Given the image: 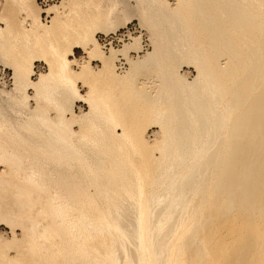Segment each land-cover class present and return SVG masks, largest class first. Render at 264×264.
Returning <instances> with one entry per match:
<instances>
[{
	"label": "bare ground",
	"instance_id": "6f19581e",
	"mask_svg": "<svg viewBox=\"0 0 264 264\" xmlns=\"http://www.w3.org/2000/svg\"><path fill=\"white\" fill-rule=\"evenodd\" d=\"M137 1H139V2H137L138 4L135 6L137 10H134V12L137 11V17L141 21H143V23H145V25L150 27V33L152 32L154 37H156L157 42L164 43L162 47H165V50L166 51L168 50V52H170L169 54L166 53V54H168V56L169 55L171 56V54L175 55V52L178 53L177 51H179V50L181 53L183 51H184V53L190 52V53H188L189 57H192L193 59H194L193 56L195 55L196 60L194 59V61L197 63V66H196L195 62L192 60V58H190V60H192L194 65L197 67L196 70L198 71V73L196 72L198 74V75H196V76H198L197 79L196 80L193 79V82L196 81V85H194V86H196L195 90H197L195 92L196 93L195 97L197 98V100H195V101L196 102L198 101V102H200V104H203V105L205 104V106H207L206 105L207 102H204V101H208L209 97H211L210 95H212V96L214 95V93L210 94V93H212V91L210 89L211 88L214 89V87H212V86H216L217 88L219 87L218 88L219 94H217V95L215 94L216 100L214 99V96H213V98L211 97L210 100L214 99L215 102L217 100L218 101L219 100H221V101H227L228 100V103L227 102H224V103L230 105V107L233 106V109H237L236 111H238L236 116L233 118V121H231L232 125H233V127H232L233 130H232L231 136L229 135L230 137H228V138H230L229 150L230 149H233V150H231L228 153L227 157L225 158L224 167L221 171V174L217 177L216 182H214V184L215 183L216 184H215V190H214L215 192L213 191L215 193L214 198H213V202H211V204L207 203L208 205H206V203L204 204L207 206V207L206 206L204 207L205 208L204 212L206 213V215L205 216L202 215V216H204L203 218L205 220H207V219H209V220L211 219V220L208 224L203 226L202 229H200L199 233L196 232L197 235L195 233L196 230L194 231V234L189 233L188 230L185 228L186 224L184 222H180L179 224H177V226L176 225L174 226V224H173V227H170L166 230L167 235L164 236L165 237L164 240L162 239L163 241L161 242V244L165 245V248H166L163 251L161 249V246H159V245L153 246L152 245L153 242L150 243L148 241V238H147V236H148V234H147V228H148L147 219H149L148 218L149 211L147 212L148 208H146V207H149V206L146 205V199H148V198H146V194H148V195L150 194L149 192L151 190L149 191L148 189L151 188L153 179L158 178L160 167L158 165L159 162L157 163V159H159V158H153L151 156L152 154H147V152H145L146 146L144 145L145 144L144 142H146V141H144L145 139H143V134H142L143 131L141 132V130L139 128V124L137 122L134 124H127V120L129 121L131 119H127L125 117L124 109L122 107H120L121 105L119 106V104L117 102H115V100L112 101V99L110 98V95L108 94L110 92L107 93L108 89L105 91L103 90V92L99 91V94L96 93L97 91L95 89V79H96V74H98V73L101 76H106L105 78H110L111 82L116 81V84L119 83L117 81V79L114 80L115 77L112 74L113 68H111V66H110V64H111L110 59L115 58V55H116L115 51L116 50L110 51L111 53H110V55H108L109 57H107L109 59H107L106 57H105L106 59H104V57L101 56V53L98 50V46H97L98 42L95 39L94 33H93V31H94V29H96L98 23H100V20L110 19L113 10H115L117 8V6H119V1L118 0H61L59 4H52V5H50L49 8H47L46 11L50 14V16L51 15L52 16H51L50 24H45L40 19L41 18L40 17L41 8H40V6H38V3L36 0H3V5L1 8V12H0L1 24H3V26H0V59L7 60L9 55L10 56L12 55V57H11L12 60L9 57L10 62H8V64L10 66H12L13 78H14L12 89L9 90V92L8 91L6 92L7 97H8V98L6 97V100H14V99L17 100L16 97L20 96L24 100V101H22V99L19 97L21 100L20 101L21 106H23V104H24L25 106H23V107L28 108L27 104H26V99L24 98V97H26V96H24V92H25L24 90H25L26 86L30 85V86L34 87L39 94L40 90L37 89L39 86L44 87L41 85H43L44 83L46 85V82H48L49 79H53L54 81L56 80L55 82L58 83V86L61 89H64V90L70 92L71 95H73L75 97V99H77L79 101H84L89 106V110H88L89 112H86L85 115H83L81 117H79V116L77 117V115L74 114L72 108L68 107L69 112H70L69 118L66 119L65 117H63V116L60 117V115H59L58 118L56 117L58 119V121H56V122L61 121L60 122L61 125H64V123L70 124V123L75 122V121H78L81 123H83V121H84L86 123V122H88V120L93 118L92 116H94L95 113H100V115L102 117V122H103V120L108 121L112 125V129H111L112 131L110 130V132H111L110 135L112 136V139H113L112 141L115 142V139H117V141H120L122 139V141H120V143H114L113 142V144H110L108 142L110 145L105 144L107 142L104 143V141H103L104 144H101V146L97 147V149H95V150L91 149L92 151L95 152V155L99 153L101 155V157H103L105 160L102 164L101 163L99 164V162H97V163H93L92 165L85 166V169H86L85 172L86 173L83 172V177H86L85 178L86 183L84 181L85 186L87 184H91V185H93V187L95 189H97L96 190L97 192H95L93 189V191L95 193L94 198H93L94 195H92L91 193H90L91 194L90 195L87 192V195L85 196L86 198L84 197V201H85L84 203H86V204H83V206L81 205L82 203L80 204V208L82 206L81 209H83L84 212L79 213L78 216L80 217V219L82 217L83 218L85 217V219H86L85 223L88 224L89 226L86 225L85 227H83V225L81 223L79 225L75 226V224L69 225V223H68V225L60 227V225H58V224H59V222H61L60 220L63 219L62 217H66L67 215L68 216L69 215L73 216V215H71V213L69 214V212H68V214H66L67 211L58 210V207L53 204L54 205L53 207L55 209H53V212L50 213V216H51L50 218L53 219V225H51L54 227V229L51 228L53 230V232H50L51 235L49 236L48 232L52 231V230L48 229L49 231L48 232L46 231L47 232V233L45 232L46 234L40 235L41 238H42V236L44 237V238H42L43 240L45 238H47L46 240H48V238L52 239L51 243L53 242V250L50 253H46V255L44 256L45 258H42V257L40 258V256H37V260H36V258L34 257L35 260L30 261L29 264H67L66 259L65 260L63 259L65 262H62V260H61L62 263H60V262L58 263L57 259L62 257V256L63 257H66L68 255L71 256L72 254H74V257L77 256V257H75L78 260L76 262V264H116L115 261H117V260H115L114 257L111 256V255H113L112 250L117 251L115 253V255L117 253H119L120 251H122V247L120 245V242H118L116 240L117 238H114L112 236L113 233L116 232L117 229H119V231L123 230L122 233L125 232V235L127 233V234H129L130 237H132L133 246L137 250V252H135L136 254L139 252V250L141 251V253H138L135 256L134 255L135 253H133L135 251L134 250L135 248H133L132 246L129 248L130 252L129 251L128 252L129 253L132 252V254H130V255L136 264L137 263L138 264H264V15L259 13V12H262L260 10H258L259 12L257 11L258 13L256 12L257 9H261V10L264 9V0H254V1L252 0V2H254L253 4L250 3L251 0H247L248 2H245L244 5H246L247 3L248 4L250 3L249 7L252 6L253 9L260 6V8L259 7L256 8L255 11L253 9H250L248 6L242 5L243 6L242 7L241 5H238L240 2L241 3H242V1L244 2V0H241V1L239 0L238 4H236V2H238L236 0H234L235 2H233L232 0H176V6L174 5V7L172 9H171V6L169 5V3H166L165 1H161V0H154L155 2L150 1L153 4L146 5V6L144 5V3H142L143 0H137ZM257 3L260 5H258V6L255 5ZM135 7H133V8H135ZM163 7H164V9L162 10ZM248 9H250V11ZM164 10H166V12H163ZM246 10H248V11H246ZM251 10L254 11V13L255 12L256 13L255 14L251 13ZM46 11H44V12H46ZM247 12H250V13L248 14ZM177 18H178V20H177ZM177 21H179V22H177ZM187 25H190L191 27H187ZM54 27L61 29V31H64L63 32L64 34L62 35V39H60L61 40L60 42L55 41V38L53 37ZM176 30H177V32H176ZM178 31L180 32V34H178V36H180V37H177L176 33H178ZM132 41L134 43H138L139 39H137V37H135V38H133ZM154 41H155V39H154ZM248 42L249 43L251 42L250 43L251 45L247 44ZM252 44L254 45L252 48H247L248 46L251 47ZM2 45H4L3 48H5V47L6 48L2 49ZM76 47L82 48L83 51L89 55V56L87 55V57H89V58H92V57L99 58V61L102 62V64H101L102 68H100L98 73H96L92 69V67L90 66L88 61H87V63L82 65V67L79 71H76V72L73 71V69L71 68V63L74 62V59H70V56L73 53V49ZM29 48H31V50L33 49L32 51H35L37 53V55H35V56L43 58L44 61H46L47 65L49 66V71L46 74L41 75L39 77V79L35 82L29 78V75L32 73V69H31L32 68V58L27 57L26 53H25V52H27V50H30ZM24 50H26V51H24ZM31 50H30V52H32ZM121 51H120V53H121ZM126 51H127V49H126ZM126 51H125V53H126ZM162 51H164V50H162ZM116 53L118 54V52H116ZM163 53L165 54V52H163ZM193 53H194V55H193ZM124 54H123V56H124ZM182 54H180V55H182ZM186 54H185V56L188 58V55H186ZM32 57H34V56H32ZM124 57H125V59H127L126 58L127 56H124ZM151 57L153 58V56H151ZM171 57H173V56H171ZM180 57L182 58V56H180ZM148 58H149V60L151 59L150 56ZM166 58H167V56H166ZM221 58L224 60V61L222 60V62H224V63H221V60H220ZM108 60H110V61H108ZM127 60H129V59H127ZM147 60H145V61H147ZM172 60H174V59H172ZM171 63H173V62H171ZM135 64H137V62ZM160 66H161V64H160ZM166 73H167V71H166ZM130 74H132V73H130ZM176 75H175V77H176ZM79 79L83 80L88 85V87H89L88 88L89 89L88 94L83 95L78 91V88L76 86V82ZM53 80H52V82H53ZM130 82H131V80H130ZM182 82H184V81H182ZM121 83H122V81H121ZM47 84H49V83H47ZM114 84H115V82H114ZM176 85H177V83H176ZM46 86H48V85H46ZM180 86H181V83H180ZM186 87H187V85H186ZM167 88H169V87H167ZM133 89H134V87H133ZM44 90H45V87H44ZM48 90H49V88H48ZM162 92H163V90H162ZM182 92H183V90H182ZM159 93H160V91H159ZM175 93H177V92H175ZM59 94H61V92ZM44 96H45V94H44ZM150 96H152V95H150ZM61 100H63V99H61ZM161 101H162V99H161ZM175 101L176 100H174V102ZM63 102H65V101H63ZM174 102H173V104H174ZM175 104H176V102H175ZM200 104H199V110H200V106H201ZM211 104H213V102H211ZM101 105H102V107H101ZM127 105L128 104H126V106ZM155 105L158 106L157 103ZM171 105H170V107H172ZM224 106H226V105H224ZM168 107H169V105H168ZM197 107H198V105H197ZM162 108H163V105H162ZM136 110H137V112L140 111V109H139V111H138V109H136ZM152 110H153V108H152ZM189 111H190V109H189ZM141 112H144V111H141ZM194 112H195V110H194ZM196 112H197V110H196ZM174 113H175V111H174ZM178 113H180V111ZM166 114H168V113H166ZM145 115H146V113H145ZM187 115H189V114H187ZM197 115L198 114H196V116ZM228 115H229V113H228ZM1 116L2 115H0V117ZM129 116H131V115H129ZM137 116L139 118V115H137ZM203 116H204V114H203ZM225 116H227V115H225ZM7 118L5 119L7 121H5L3 118H2L3 121L0 120V138L5 136V135L12 134L14 124L9 122ZM48 118L49 117H47L46 120H49ZM231 119H232V117H231ZM155 122H156V124H159L158 126H160L161 130L164 129L161 125L160 120L155 119ZM53 123H54V121H53ZM81 123H79V124H81ZM152 124H154V123H152ZM227 124H226V126H227ZM91 127H92V125H91ZM109 127H111V126H109ZM115 128L120 129L121 131L118 133L117 130H115ZM218 128H220V127H218ZM56 131H58V130H56ZM205 133H204V135H205ZM48 134H49V136H53L52 132L51 133L49 132ZM65 134H67L66 136H70L71 138H74L75 136L78 135V134L75 135L76 133H74V131H69ZM96 134H97V132H96ZM168 134H169V132H168ZM17 136L22 137L21 134H18ZM80 136L81 135L79 134L77 137H80ZM83 136L85 137V135H83ZM219 136H220V134H219ZM225 136H226V134H225ZM11 137L12 136H10V139H11ZM90 137H91L90 143L91 144L95 143L94 135L90 136ZM165 137H168V135H166ZM217 137H218V135H217ZM118 138H121V139L118 140ZM220 139L221 138H219V140ZM72 141L71 142L69 141V142L72 143ZM161 141H163V140H161ZM197 141L199 142L200 140H197ZM202 141H204V140H202ZM32 142H30V143L32 144ZM43 143H45V142H43ZM0 144H2V143H0ZM9 144H11V142ZM34 144H37V143L34 142ZM53 144H54V141H53ZM221 144H219V145H221ZM98 145H100V144H98ZM51 146H52V144H50L49 147H51ZM56 146H58V145H56ZM74 146H76V145L74 144ZM149 146H151V142H150ZM210 146L212 147L213 145L211 144ZM231 146H232V148H231ZM67 147L68 146H66V148ZM53 148H54V146H53ZM150 148H149V150H150ZM164 148H166V147H164ZM41 149H42V147H41ZM170 150L173 151L172 149H170ZM170 150H168V151H170ZM92 151H91V154H93ZM7 152L5 151V153H7ZM71 153H73V152H71ZM207 153H209V152H207ZM53 154H55V153H53ZM89 154H90V152L88 153V155ZM74 155H75V153L73 154V156ZM202 155H204V154H202ZM202 155H200V156H202ZM84 156H86V155H83V157ZM214 156H215V154H214ZM96 157H97V155H96ZM101 157L99 158V156H98L97 158L101 159ZM176 157H179V156L177 155ZM196 157H195V159H196ZM15 158H16V156H15ZM25 158H26V156H25ZM56 158H58V157H56ZM93 158L94 157H92V160L96 161L95 158L94 159ZM87 159H88V157H87ZM21 160H22V158H21ZM74 160H76V159H74ZM78 160H79V157H78ZM85 160H86V157H85ZM92 160H91V162H92ZM88 161L89 160H87V162ZM102 161H103V159H102ZM75 163H77V160ZM185 163H187V162H185ZM81 164H83V163H81ZM97 164L99 166H97ZM212 164H214V163H212ZM215 164H216V162H215ZM171 165H173V164H171ZM202 165H204V164H202ZM187 166H189V165H187ZM98 167H99V169H98ZM213 167H215V166H213ZM185 168H187V167L185 166ZM42 170H43V167H42ZM60 170H62V169H60ZM82 170H80V171H82ZM161 170H162V168H161ZM176 170L180 171L181 169L180 170L176 169ZM217 170L220 171L221 169L218 167ZM99 171H100V175L98 174V176H101V178H102L101 180H98V178H96V175H95L96 174L95 172H99ZM185 172H187V171H185ZM205 172H206V170H205ZM81 173H80V175L75 174V176L76 175L82 176ZM46 174H47V172H46ZM165 174H163V175L165 176ZM60 175H62V174H60ZM177 175H178V173H177ZM180 175H181V173H180ZM64 177L67 178L66 175ZM64 177H61L60 180L62 178L65 179ZM39 179H40V177H39ZM166 179H167V177H166ZM65 180H63V181H65ZM76 181L79 182L80 179L75 180V181L73 180L72 183L75 184ZM154 181H155V179H154ZM160 181L163 182V180H160ZM160 181H159V183H160ZM210 182H211V180H210ZM51 183H53V182H51ZM73 184H71V185H73ZM76 184L80 185L81 183H76ZM199 185H200V183H199ZM67 186H68V183H67ZM82 186H83V183H82ZM124 186H125V188L127 187L126 189H129V191L126 190L127 193L130 192L133 194L132 198L130 196L131 194L126 196L127 194H126V191L124 190L125 189ZM148 186H150V188H148ZM205 186H207V185H205ZM68 187H70V186H68ZM159 188H157V190ZM65 189H69V188H65ZM87 189H86V191H88ZM114 189H116V190H114ZM118 189L121 191H119ZM117 190H118V192L123 191L124 196L128 197V199L130 197L131 200L134 201L133 198H135L134 202H136L135 203V210L136 211L134 210L135 211V215L133 217L134 222H131V223L125 222L123 224L122 223L117 224V223L112 221L113 220V217L111 216L112 214L109 215L110 212H107L108 209L105 207L107 201L103 202L102 200L104 198L106 200L108 198H112V200H113V197H111L112 196L111 194H113V193L115 194V192ZM146 191L147 192L149 191V192L147 193ZM153 191H155V190H153ZM170 191H171V189H170ZM63 192H65V190ZM152 193L154 194V192H152ZM109 194H110V196H108ZM195 194H198V193H195ZM102 195L104 197H102ZM107 196H108V198H106ZM122 196L120 198L118 196V199L119 200L122 199ZM150 196H152V194ZM164 196H165V194H164ZM50 197H51V195H50ZM98 197L100 198V201H99ZM78 198H80V197H78ZM150 198L151 197H149V199ZM158 198H159V196H158ZM96 199H97V201H96ZM118 199L116 198L115 200H118ZM57 200H59V199H57ZM82 200H83V198H82ZM110 200L111 199H109L107 205H110L109 204ZM112 200H111V203H112ZM133 201H132V204H133ZM97 202L99 204H97ZM101 203L102 204L105 203V204L101 205ZM197 203L199 204V202H197ZM202 203L203 202H201V204ZM191 205H192V203H191ZM104 207L106 209L107 215H105L106 213L103 211V210H105ZM127 207H129V206H127ZM213 207L217 208L216 214L211 213V209ZM64 208H63V210H64ZM202 210H203V208H202ZM202 210H200V211H202ZM129 211H130V209H129ZM198 211H199V209H198ZM115 212H116V210H115ZM190 212H191V210H190ZM167 213H168V210H167ZM114 214H116V213H114ZM115 216L117 217V215H115ZM220 216H221V219L219 218ZM165 219H166V216H165ZM187 220H188V218H187ZM209 220H207V222ZM167 221H169V220H167ZM67 222H69V221H67ZM163 224H164V222L161 223V225H163ZM159 225H160V222H159ZM159 225H158V227H159ZM164 226L166 228V225H164ZM59 227L61 229H63V236L64 237L61 236V238H62L61 240H64V241L58 244L57 243L58 241L55 238L58 237L57 234L59 235V233H57ZM188 227H190V226H188ZM40 228L42 229V227H40ZM150 228H152V227H150ZM161 228H160V230H162ZM165 228H163V230ZM184 229L188 233H186ZM44 230H42V231L44 232ZM122 233L119 232L118 235L121 234L123 236ZM159 233H161V231H159ZM60 234H62V233H60ZM114 235H116V234H114ZM34 236H35V234L32 237H34ZM33 239H35V237ZM33 239H32V241L30 239L31 242L28 241L29 250H31V251H33V249L38 247L37 241H35ZM54 241L56 243H54ZM163 242H165V243H163ZM48 243H49V241H47V244ZM154 243H156V241ZM51 246H52V244H51ZM143 249H146V250L148 249L149 251L145 254L146 250H143ZM30 253L33 254V252H30ZM34 254H36V253H34ZM117 255H119L121 257L120 254H117ZM29 257H30L29 259H31L32 256L29 255ZM108 257H110V258L108 259ZM69 259H71V257ZM20 262H21V260H20ZM72 263H74V262H72ZM20 264H23V263L21 262ZM68 264H69V262H68ZM132 264H134V263H132Z\"/></svg>",
	"mask_w": 264,
	"mask_h": 264
},
{
	"label": "rangeland",
	"instance_id": "374dc122",
	"mask_svg": "<svg viewBox=\"0 0 264 264\" xmlns=\"http://www.w3.org/2000/svg\"><path fill=\"white\" fill-rule=\"evenodd\" d=\"M60 1L61 0H56V1H51V2L49 1V2H46V4H47L46 6L40 7L41 8V13H40L41 18L40 19L42 20L43 23L50 24V20H51L52 15L50 16V14L46 10H47V8L50 7V5L59 4ZM118 1H119V6H117V8L115 9L116 11L113 10L110 19H107V20L102 19L103 21L100 20V23H98V25H97L96 29H94L93 33H94L95 39L98 42V43L96 42L98 44L97 45L98 50L100 51L101 56L104 57V59L109 57L108 55H110V53H111L110 51L116 50L115 51V54H116L115 58L110 59L111 61L110 60H108V61H110V63L112 64V65L110 64V66H111V68H113L112 74L115 77L114 80L117 79V81L120 84L119 83L116 84V81L113 80L115 82V84H114V82H111L110 78H105L106 76H101L98 73L100 68H102V65H101L102 62L99 61V58L87 57L88 54L85 53L83 51V49L79 48V47L74 48L73 53L70 56V59H74V62L71 63V68L75 72L79 71L81 69L82 65H84L88 61V63L92 67V69L96 73H98V74H96V79H95V89L97 91L96 93L99 94V91L103 92V90L105 91L108 89L107 93L110 92L108 94L110 95V98L112 99V101L115 100V102H117L119 104V106L121 105L120 107H122L124 109L125 117L127 119H131L129 121L127 120V124H134L136 122L139 124V128H140L141 132L143 131L142 132L143 139H145L144 141H146V142H144L145 143L144 145L146 146L145 152H147V154H152L151 156L153 158H159V159H157V163L159 162L158 165L160 167L158 178L157 179L154 178L155 181L153 179L151 188H150V186H148V188H150L148 190L149 191L151 190L152 192H154V194L151 191L150 192L148 191L150 193L149 195L146 194V198H148V199H146V205L149 206V207H146V208H148L147 212L149 211V215H148L149 219H147V225H148V228H147L148 236H147V238H148V241L150 243L153 242L152 243L153 246H156V245L161 246V249L163 251L166 248H165V245L161 244V242L164 240V238H165L164 236L167 235L166 230L170 227H173V224H174V226L175 225L177 226V224H179L180 222H184L186 224L185 228L188 230V232L191 234H194L195 230H196L195 233L196 232L199 233L200 229H202L203 226H205L206 224H208L210 222L211 219L210 220L207 219V220H209L207 222V220H205L203 218L206 215V213L204 212V210H205L204 207L206 205H208L207 203L211 204V202H213V198L215 195L214 190H215V184H216V183L214 184V182H216L217 177L221 174V171L224 167L225 158L227 157L228 153L231 150H233V149L229 150L230 138H228V137L231 136L232 130H233V128H232L233 125H232L231 121H233V118L236 116L238 111H236L237 109H233V106L230 107V105L224 103V102L228 103V100L227 101H221V100L218 101L217 100L216 102L214 101V99L216 100V95L219 94V89H218L219 87L217 88L216 86H212V87H214L215 90L210 87L211 88L210 90L212 91V93H210V94L214 93V95H213L214 99L210 100L211 97L213 98V96L210 95L211 97H209L208 101L213 102V104H211V102L209 103L208 101H204V102H207L206 103L207 106H205V104L203 105V104H200V102H198V101L196 102L195 100H197V98L195 97V94H196L195 92L197 90H195L196 86H194V85H196L195 80L198 77V76H196V75H198L197 74L198 71L196 70L197 69V67H196L197 63L194 61V59L196 58L194 53H193L194 59L192 57H189L188 53H190V52H186L187 53L186 54L183 51L182 52L183 54H182L180 52V50L177 51L178 53L175 52V55L171 54V56H173V57H171L170 55L168 56V54L170 52H168V50L166 51L165 47H162L164 43L157 42L156 37H154L152 32L150 33V27L145 25V23H143V21H141L137 17V11L134 12V10H137L135 6L138 4L137 2H139V1H137V0H118ZM150 1L153 2L154 0H143L142 3H144L145 6L153 4ZM161 1H165L166 3H169V5L171 6V9L174 7V5L176 6V0H161ZM232 1L235 2L234 0H232ZM236 1H238V2H236V4H238L239 0H236ZM245 2H248V1L244 0V2L242 1V3L240 2L241 4L239 3L238 5L242 6L245 4ZM250 3L253 4L254 2H252V0H251ZM250 3L249 4L247 3L248 5L246 4L244 6L249 7ZM2 5H3V0H0V12H1ZM255 5L258 6L260 4L257 3ZM38 6H40L39 3H38ZM133 7H135V8H133ZM258 7L260 8V6H258ZM258 7H256V8H258ZM249 8L253 9L252 6H250ZM163 9H164V7L162 8V10ZM250 9H248V10L250 11ZM255 9H253V10L255 11ZM43 10L46 11V13L42 12ZM248 10H246V11H248ZM258 10H260L262 12H259ZM254 11L251 10V13H254ZM257 11L259 13H261L262 15H264V13H263L264 9L263 10L257 9L256 12ZM163 12H166V10H164ZM247 13L249 14L250 12H247ZM177 20H178V18H177ZM179 21H177V22H179ZM0 26H3V24H1V19H0ZM187 27H191V26L187 25ZM63 32L64 31H61V29L54 27L53 37L55 38V41H57V42L61 41L60 39H62V35L64 34ZM176 32H177V30H176ZM113 33L115 34V37H118V38L123 37V39L120 41H117V43H114L113 46L110 47V45L108 44L107 35L113 34ZM176 34H177V37H180V36H178V34H180L179 31ZM135 37H137V39H139L138 43H134L132 41L133 38H135ZM154 39H155V41H154ZM250 43L248 42L247 44L251 45ZM3 46L4 45H2V49H5L6 47L3 48ZM253 46L254 45L252 44L251 47L248 46L247 48H252ZM29 49L31 50V48H29ZM123 49L125 51L127 49L126 53ZM30 50H27L28 53L27 52H25V53H26L27 57L32 58V68H31L32 73L29 75V78L35 82L39 79V77L41 75H44L49 71V66L47 65V62L44 61L43 58L35 56V55H37V53L35 51H32L33 49L31 50L32 52H30ZM119 50L120 51L122 50L125 54L122 51L120 53ZM162 50H164V51H162ZM24 51H26V50H24ZM116 52H118V54ZM163 52H165V54ZM122 53L124 54V56H127L126 58L129 60L125 59V57L123 56ZM166 53H168V54H166ZM179 53L182 55H180ZM185 54L188 55L189 59L185 56ZM32 56H34V57H32ZM149 56L151 58L150 60L148 58ZM151 56H153V58ZM166 56H167V58H166ZM180 56H182V58ZM9 57L12 60V58H11L12 55L11 56L9 55ZM9 57L7 58V60L0 59V68H4L5 72L7 73L6 85L0 86V115H2L1 117L4 120L8 117L7 118L8 121L14 124L12 134L5 135V136L1 137L2 139L0 138V140H1L0 143H2V144H0L1 145L0 146V148H1L0 149V153H1L0 154V264H20L21 262L23 264H29V262L35 260V258L37 260V256H40V258L41 257L45 258L44 256L46 255V253H50L53 250V242L51 243L52 239L48 238V240H46L47 238H45L43 240L42 238H44V237L42 236V238H41L40 235L46 234L51 228L54 229V227L51 226V225H53V219L50 218L51 217L50 213H52L53 209H55L53 207L54 205L58 207V210L67 211L66 214H68V212H69V214L71 213V215H73V216L67 215L66 216L67 218L62 217L63 219L60 220L61 222H59V224H58V225H60V227L68 225V223H69V225L75 224V226L79 225L80 223L83 225V227H85L86 225L89 226L88 224L85 223V221H86L85 217L84 218L82 217L81 218L82 220H81L80 217L78 216V214L84 212V210L81 208H82L83 204H86V203H84L85 202L84 197L87 195V192H88V194L91 193L92 195H94L95 194L94 191L97 192L96 191L97 189H95L93 187V185H91V184H87L88 186L87 185L85 186L84 181L86 180L85 179L86 177H83V172L86 173L85 172V170H86L85 166L92 165L93 163H97V162H99V164L100 163L102 164L105 160L103 157H101V155L99 153L96 155H97V157L99 156V158L101 157V159L97 158L95 155V152L92 150L97 149V147L101 146V144H104L105 142H107L105 144L110 145V144H113L114 141H112L113 139H112V136L110 135L111 134L110 130L112 129V125L108 121L103 120V122H102V117H101L100 113H95L94 116H92L93 118L88 120V122H86V123L83 121L84 124L81 122L75 121V120H74L75 122H72L70 124L64 123V125L60 124L61 121L56 122V121H58L57 118L59 117V115H60V117L63 116L66 119L69 118V116H70L69 108L70 107L72 108L74 114L77 115V117L78 116L81 117V116L85 115L86 112H89L88 111L89 106L87 103H85L84 101H79V100L75 99V97L73 95H71L70 92H68L64 89H61L58 86V83L55 82L56 80L54 81L53 79H49V81L46 82V85H48L49 87L46 86L45 83L43 85H41V86L45 87V90H44V87L39 86L40 88L38 87L37 89L42 92L41 93L39 91V94L34 87H32L30 85L26 86V88L24 90L25 91L24 96H26V97H24V98L26 99V104H27L28 108L23 107V106H25L23 103H22L23 106H21V104H20V101H21L20 98L21 97L20 96H19L20 98L16 97L17 100H15V99L14 100H6V97H7L6 92L7 91L9 92V90L12 89L13 82H14L13 69H12V66H10L8 64V62H10ZM171 58L174 60H172ZM190 58H192V60L196 64V66L194 65L193 61L190 60ZM107 59H109V58H107ZM134 60L137 62V64H135L136 62ZM145 60H147L148 62ZM220 60H221V63H224V62H222V60H223L222 58ZM171 62H173V63H171ZM160 64H161V66H160ZM174 65L175 66L177 65V66L175 67ZM166 71L168 74L166 73ZM130 73H132V74H130ZM175 75H176V77H175ZM193 79H195L194 80L195 82H193ZM52 80H53V82H52ZM130 80H131V82H130ZM121 81H122V83H121ZM182 81H184V82H182ZM47 83H49V84H47ZM176 83H177V85H176ZM180 83H181V86H180ZM186 85H187V87H186ZM76 86L78 88V91L81 94H83V95L88 94V90H89L88 88L89 87L83 80H81V79L77 80ZM133 87H134V89H133ZM167 87H169V88H167ZM48 88H49V90H48ZM158 90L160 91V93ZM162 90H163V92L164 91L165 92L163 93ZM182 90H183V92H182ZM60 92H61V94H59ZM175 92H177V93H175ZM44 94H45V96H44ZM150 95H152V96H150ZM61 99H63V100H61ZM161 99H162V101H161ZM174 100H176L175 101L176 104H175ZM22 101H24V100L22 99ZM63 101H65V102H63ZM155 102L157 103L158 106L155 105L156 104ZM173 102H174V104H173ZM126 104H128V105L126 106ZM199 104L201 105L200 110H199ZM162 105H163V108H162ZM168 105H169V107H168ZM170 105L172 107H170ZM197 105H198V107H197ZM224 105H226V106H224ZM101 107H102V105H101ZM166 107L168 109L169 108L170 109L168 110ZM152 108H153V110H152ZM136 109H138V111L140 109V111L137 112ZM189 109H190V111H189ZM194 110H195V112H194ZM196 110H197V112H196ZM141 111H144V112L146 111L145 112L146 115L144 112H141ZM174 111H175V113H174ZM177 111L178 112L180 111V113H178ZM166 113H168V114H166ZM202 113L204 114V116ZM228 113H229V115H228ZM187 114H189V115H187ZM196 114H198V115L196 116ZM129 115H131V116H129ZM137 115H139V118ZM225 115H227V116H225ZM1 117H0V120L3 121V119ZM47 117H49L48 118L49 120H46ZM231 117H232V119H231ZM155 119L160 120L161 125L164 128L163 130L160 129V126H158L159 124H156ZM5 121H7V120H5ZM53 121H54V123H53ZM79 123H81V124H79ZM152 123H154V124H152ZM226 124H227V126H226ZM91 125H92V127H91ZM109 126H111V127H109ZM218 127H220V128H218ZM56 130H58V131H56ZM115 130H117L118 133L121 131L120 129H116V128H115ZM69 131H74V133H76L75 135L80 134L81 136L77 137L78 136L77 135L74 138H71L70 136H66L67 134H65V133H67ZM49 132L50 133L52 132L53 136H49V134H48ZM96 132H97V134H96ZM168 132H169V134H168ZM204 133L206 136L204 135ZM18 134H21L22 137L17 136ZM219 134H220V136H219ZM225 134H226V136H225ZM83 135H85V137ZM93 135L95 137V143L91 144L90 143V139H91L90 136H93ZM166 135H168V137H165ZM217 135H218V137H217ZM10 136H12L11 139H10ZM219 138H221V139L219 140ZM120 139L121 138H118V140H120ZM161 140H163V141H161ZM197 140H200V141L198 142ZM202 140H204V141H202ZM53 141H54V144H53ZM69 141L70 142L72 141V143H70ZM103 141H104V143H103ZM120 141H122V139ZM120 141H117V139H115L114 143H120ZM10 142H11V144H9ZM30 142H32V144ZM34 142L37 143L38 145L34 144ZM43 142H45V143H43ZM150 142H151V146H149ZM73 143L76 146H74ZM50 144H52L51 147H49ZM98 144H100V145H98ZM211 144L213 145L212 147L210 146ZM219 144H221V145H219ZM56 145H58V146H56ZM53 146H54V148H53ZM66 146H68L69 148L68 147L66 148ZM41 147H42V149H41ZM164 147H166V148H164ZM149 148H150V150H149ZM169 148L172 149L173 151H171ZM231 148H232V146H231ZM4 150L6 152L7 151L8 152L5 153ZM168 150H170L171 152ZM91 151L93 154H91ZM71 152H73V153H71ZM89 152H90V154L88 155ZM207 152H209V153H207ZM53 153H55V154H53ZM74 153H75V155L73 156ZM82 154L86 155V156L83 157ZM202 154H204V155H202ZM214 154L216 157L214 156ZM177 155L179 157H176ZM200 155H202L203 157ZM15 156H16V158H15ZM25 156H26V158H25ZM56 157H58V158H56ZM78 157H79V160H78ZM85 157H86V160H85ZM87 157H88V159H87ZM92 157H94L96 161L92 160ZM195 157H196V159H195ZM21 158H22V160H21ZM74 159L77 160L78 164L75 163L76 160H74ZM102 159H103V161H102ZM87 160H89V161L87 162ZM91 160H92V162H91ZM185 162H187V163H185ZM215 162H216V164H215ZM81 163H83V164H81ZM212 163H214V164H212ZM171 164H173V165H171ZM202 164H204V165H202ZM187 165H189V166H187ZM97 166H99V165L97 164ZM185 166L187 168H185ZM213 166H215V167H213ZM42 167H43V170H42ZM218 167L221 169L220 171L217 170ZM161 168H162V170H161ZM60 169H62V170H60ZM98 169H99V167H98ZM176 169H179V170L181 169V170L178 171ZM80 170H82V171H80ZM205 170H206V172H205ZM185 171H187V172H185ZM46 172H47V174H46ZM59 173L62 174L63 176L60 175ZM63 173L67 176V178L64 177L65 175ZM80 173L82 176H77V175H80ZM95 173H96L95 174L96 178H98V180H101L102 179L101 176H98V174L100 175V171L95 172ZM177 173H178V175H177ZM180 173H181V175H180ZM75 174H77V175L75 176ZM163 174H165L167 179ZM39 177H40V179H39ZM61 177H64L66 180L63 178L60 180ZM78 179H80L79 182L76 181L75 184L72 183L73 180L75 181ZM63 180H65L66 182ZM158 180L159 181L163 180V182L160 181V183H159ZM210 180H211V182H210ZM51 182H53V183H51ZM67 183H68V186H70V187L67 186ZM76 183H81L80 184L81 186L79 184H76ZM82 183H83V186H82ZM85 183H86V181H85ZM199 183H200V185H199ZM71 184H73V185H71ZM205 185H207V186H205ZM65 188H69V189H65ZM124 188H125V186H124ZM126 188L124 190L129 191V189H126ZM157 188H159V189L157 190ZM86 189L88 191H86ZM93 189H94V191H93ZM170 189H171V191H170ZM64 190H65V192H63ZM114 190H116V189H114ZM118 190L115 192V194L113 193L114 195L111 194L112 195L111 197H113L114 201L112 200V198H108V196H110V194L106 197V198H108L107 200L105 198H104L105 200L104 199L102 200L103 202L107 201L106 206H105L108 209L107 212H110L109 215L112 214L111 215L113 217L112 221L117 223V224H121V223L123 224L125 222L126 223L134 222L133 217H134L135 211H136L135 210V203L136 202H134L135 198H133L134 201L131 200L133 194L130 192L127 193V191H126V194H127L126 196L131 194L130 195L131 198L129 197V199H128V197L124 196V192H123L124 190L123 189H122L123 193L118 192ZM153 190H155V191H153ZM119 191H121V190H119ZM119 193L120 194L122 193V194L120 195ZM195 193H198L199 195L195 194ZM116 194L119 196V198L123 195L122 196L123 200L122 199L119 200L118 196ZM151 194H152V196H150ZM164 194H165V196H164ZM50 195H51V197H50ZM158 196H159V198H158ZM78 197H80V198H78ZM94 197H95V195L93 196V198ZM102 197H104V196L102 195ZM149 197H151V198L149 199ZM82 198H83V200H82ZM114 198L115 199L117 198L118 200H115ZM57 199H59V200H57ZM98 199L100 201L99 197H98ZM109 199L112 200V203L110 200V203H109L110 205H107ZM96 201H97V199H96ZM132 201H133V204H132ZM197 202H199V204ZM201 202H203V203L201 204ZM191 203H192V205H191ZM205 203H206V205H204ZM80 204L82 205L81 208H80ZM97 204H99V203L97 202ZM104 204L101 203V205H104ZM127 206H129V207H127ZM105 207H104V209H105ZM63 208H64V210H63ZM202 208H203V210H202ZM129 209H130V211H129ZM198 209H199V211L202 210L204 213L202 211L199 212ZM115 210H116V212H115ZM167 210H168L169 214L167 213ZM190 210H191V212H190ZM103 211L106 213V214L105 213L104 214L107 215L106 209ZM114 213H116V214H114ZM211 213L216 214L217 208L213 207L211 209ZM115 215H117V217ZM202 215H204V216H202ZM165 216H166V219H165ZM187 218L189 221L187 220ZM219 218L221 219V216ZM66 220L69 222H67ZM167 220H169V221H167ZM159 222H160V225L163 222H164V224L160 226ZM158 225H159V227H158ZM164 225H166V228ZM188 226H190V227H188ZM40 227H42V229ZM60 227L58 228V232H57V233H59V235L57 234L58 237L55 236L56 237L55 239H57L58 244L64 241V240H61L62 239L61 236L62 237H64V236H63V229H61ZM150 227H152V228H150ZM160 228L162 230H160ZM163 228H165V229L163 230ZM42 230H44V232ZM159 231H161V233H159ZM50 232H53V230L48 232L49 236L51 235ZM119 232L122 233L123 230L119 231V229H117L116 232H114L112 236L114 238H117L116 240L118 242H120V245L122 247V251H120L117 254H120L121 257L117 254H116L117 255L116 256L115 253L117 251H114V250H112L113 255H111V256H113L114 259L117 260V261H115L116 264H123V263L124 264H132V263L136 264L130 255V254H132V252L129 253L130 252L129 248L131 246L133 248H135L133 246L132 237H130L129 234H127V233L125 235V232L122 233L124 236L123 237L121 234L118 235ZM185 232L188 233L186 230H185ZM60 233H62V234H60ZM197 233H196V235H197ZM34 234H35V236H34L35 239H33L34 237H32ZM114 234H116V235H114ZM30 239H31V241H32V239L37 241L38 247L35 248L36 250L35 249H33V251L29 250L28 241L31 242ZM47 241H49L50 244L49 243L47 244ZM55 241H54V243H56ZM155 241H156V243H154ZM163 243H165V242H163ZM51 244H52V246H51ZM134 250H133L134 251L133 253L137 252L136 248ZM143 250H146V249H143ZM148 251L149 250L147 249L145 254ZM30 252H33V254H31ZM34 253H36V254H34ZM138 253H141V251L139 250ZM137 254L135 253L134 255L136 256ZM29 255L32 256L31 259H29L30 258ZM62 257H60L61 259L58 258L59 260L57 259L58 263L59 262L60 263L65 262L64 261L65 259H66L67 264H68V262H69V264H76V262L78 261L77 258H75L77 256L74 257V254H72L71 256L68 255L66 257H63V258ZM70 257H71V259H69ZM110 257H108V259ZM20 260H21V262H20ZM61 260H62V262H61ZM72 262H74V263H72Z\"/></svg>",
	"mask_w": 264,
	"mask_h": 264
},
{
	"label": "built area",
	"instance_id": "2783aa9c",
	"mask_svg": "<svg viewBox=\"0 0 264 264\" xmlns=\"http://www.w3.org/2000/svg\"><path fill=\"white\" fill-rule=\"evenodd\" d=\"M37 3L40 4V7L41 6H46V2H51V1H56V0H36ZM44 12V10L42 11ZM46 13V12H45ZM108 37V44L111 46H113L114 43H117V41H120L123 39V37L121 38H118V37H115V34H108L107 35ZM7 73L5 72V69L4 68H0V86H5L6 85V82H7Z\"/></svg>",
	"mask_w": 264,
	"mask_h": 264
}]
</instances>
